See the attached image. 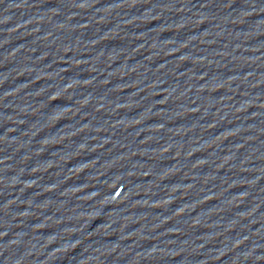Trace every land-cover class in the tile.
<instances>
[{
	"label": "water",
	"instance_id": "obj_1",
	"mask_svg": "<svg viewBox=\"0 0 264 264\" xmlns=\"http://www.w3.org/2000/svg\"><path fill=\"white\" fill-rule=\"evenodd\" d=\"M0 15L140 43L264 51V0H0Z\"/></svg>",
	"mask_w": 264,
	"mask_h": 264
}]
</instances>
